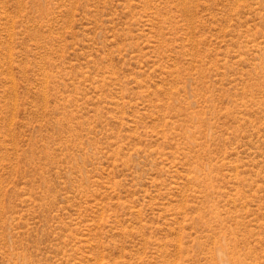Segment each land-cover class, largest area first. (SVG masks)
<instances>
[{"label": "rangeland", "instance_id": "1", "mask_svg": "<svg viewBox=\"0 0 264 264\" xmlns=\"http://www.w3.org/2000/svg\"><path fill=\"white\" fill-rule=\"evenodd\" d=\"M0 264H264V0H0Z\"/></svg>", "mask_w": 264, "mask_h": 264}]
</instances>
